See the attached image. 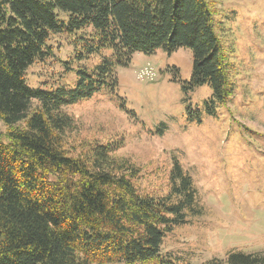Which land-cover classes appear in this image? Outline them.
<instances>
[{
    "label": "trees",
    "instance_id": "obj_1",
    "mask_svg": "<svg viewBox=\"0 0 264 264\" xmlns=\"http://www.w3.org/2000/svg\"><path fill=\"white\" fill-rule=\"evenodd\" d=\"M64 32H89L75 38L84 42L78 59L110 55L79 70L72 90L29 87L27 70ZM183 48L193 54L192 76L174 80L185 92L207 85L224 102L229 75L208 0H0V264H135L157 258L174 226L201 215L176 161L168 193L156 198L135 188L136 170L113 159V148L75 157L63 147L64 107L114 91L117 68L136 53ZM214 264H264V251L230 252Z\"/></svg>",
    "mask_w": 264,
    "mask_h": 264
},
{
    "label": "rangeland",
    "instance_id": "obj_2",
    "mask_svg": "<svg viewBox=\"0 0 264 264\" xmlns=\"http://www.w3.org/2000/svg\"><path fill=\"white\" fill-rule=\"evenodd\" d=\"M208 1L229 75L224 102L207 85L185 92L174 80L190 81L191 50L159 49L117 68L114 91L99 90L62 110L71 119L63 141L68 154L113 148V159L136 170L140 193L164 197L175 161L192 179L201 215L174 226L157 258L135 264H214L230 252L264 251V0ZM87 35H51L49 56L29 67L27 85L74 89L79 70L110 55L78 59L84 42L75 38ZM144 68L154 71L153 81L137 80Z\"/></svg>",
    "mask_w": 264,
    "mask_h": 264
},
{
    "label": "built area",
    "instance_id": "obj_3",
    "mask_svg": "<svg viewBox=\"0 0 264 264\" xmlns=\"http://www.w3.org/2000/svg\"><path fill=\"white\" fill-rule=\"evenodd\" d=\"M154 78H155V73L150 68H144L137 74L138 81H144V80L153 81Z\"/></svg>",
    "mask_w": 264,
    "mask_h": 264
}]
</instances>
